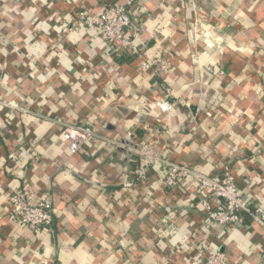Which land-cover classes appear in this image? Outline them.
Segmentation results:
<instances>
[{
	"label": "crops",
	"instance_id": "obj_1",
	"mask_svg": "<svg viewBox=\"0 0 264 264\" xmlns=\"http://www.w3.org/2000/svg\"><path fill=\"white\" fill-rule=\"evenodd\" d=\"M108 5L146 22L138 46L172 61L169 87L137 57L107 61L101 40L69 31L78 9ZM166 89L171 114L148 106ZM37 115L125 144L133 132L210 176L230 164L242 197L264 209V0H0V264H201L214 250L264 264V227L246 214L230 227L208 222L205 195L190 181L166 189L160 167L131 193L132 154L95 139L73 156L59 126ZM21 188L51 197L48 232L7 218Z\"/></svg>",
	"mask_w": 264,
	"mask_h": 264
},
{
	"label": "built area",
	"instance_id": "obj_2",
	"mask_svg": "<svg viewBox=\"0 0 264 264\" xmlns=\"http://www.w3.org/2000/svg\"><path fill=\"white\" fill-rule=\"evenodd\" d=\"M199 22L195 25L198 26ZM77 27L86 30L88 36L101 40L106 46L107 61L113 56L124 54L135 56L140 60V69L151 72L156 78L168 82L174 66L167 56L144 57L142 48L137 41L143 33L146 22L142 20L138 25L132 12L126 6L108 5L101 12L94 13L81 7L76 11L75 23L69 28L70 32ZM222 77L226 76L224 69L220 70ZM164 98L154 104L148 105L157 108L162 113L171 114L175 110V103L169 101L171 90L166 89ZM20 112L30 114L15 103L6 104ZM145 105V104H144ZM38 118L48 120L59 126L61 136L67 144L71 155H77L91 140H101L105 144L115 145L137 157L134 175L136 177L135 189L146 186L149 182L150 171L155 167L162 168L163 186L168 190H178L186 181H190L197 193L205 195L199 204L205 213L206 220L218 227H230L243 224L242 214L249 216L253 222L264 227V209L253 207L240 193L236 183V176L230 164H227L221 175L210 176L203 171L192 168L186 164L173 162L150 142H144L135 133L129 134L131 144L108 139L97 129L86 125L73 124L67 120L50 118L37 115ZM216 202V206L213 205ZM195 207V205H193ZM54 207L49 194L39 196L29 188L14 190L7 200V218L14 224L27 228L33 233L48 232L54 219ZM201 264H230L226 255L218 250L212 251Z\"/></svg>",
	"mask_w": 264,
	"mask_h": 264
},
{
	"label": "trees",
	"instance_id": "obj_3",
	"mask_svg": "<svg viewBox=\"0 0 264 264\" xmlns=\"http://www.w3.org/2000/svg\"><path fill=\"white\" fill-rule=\"evenodd\" d=\"M208 42L207 41H205V44L207 45V48H210L209 46H208V44H207ZM126 59L127 58H124L123 56H121V60H120V62H124V61H126ZM128 60V59H127ZM132 60H134V59H132ZM214 70L216 71V69H215V67H214ZM215 71H213V72H210V71H207L208 72V74L209 75H214L215 74ZM159 82L162 84V85H166V87H169V83L168 82H163L162 80H159ZM36 122H39V121H36ZM70 153V152H69ZM132 163L134 164V166H135V169H136V167H137V165H139L140 164V162H139V160H138V158L137 157H135V156H132ZM158 169H160L159 167H155V168H153L151 171H150V173H154L155 172V170H156V172H157V170ZM135 171V170H134ZM155 172V173H156ZM161 173H163V171L161 170ZM135 176V175H134ZM132 184H126V186H125V189L126 190H128V191H130L131 193L132 192H134V190L132 191ZM244 215V214H243ZM128 252H130V253H133V251H132V249L130 250V251H128Z\"/></svg>",
	"mask_w": 264,
	"mask_h": 264
},
{
	"label": "water",
	"instance_id": "obj_4",
	"mask_svg": "<svg viewBox=\"0 0 264 264\" xmlns=\"http://www.w3.org/2000/svg\"><path fill=\"white\" fill-rule=\"evenodd\" d=\"M193 113H196L197 108L195 106L191 107Z\"/></svg>",
	"mask_w": 264,
	"mask_h": 264
}]
</instances>
